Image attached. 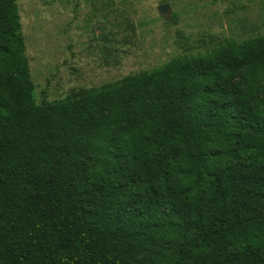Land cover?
<instances>
[{"label":"trees","instance_id":"trees-1","mask_svg":"<svg viewBox=\"0 0 264 264\" xmlns=\"http://www.w3.org/2000/svg\"><path fill=\"white\" fill-rule=\"evenodd\" d=\"M35 89L0 0V264H264V35Z\"/></svg>","mask_w":264,"mask_h":264},{"label":"rangeland","instance_id":"rangeland-1","mask_svg":"<svg viewBox=\"0 0 264 264\" xmlns=\"http://www.w3.org/2000/svg\"><path fill=\"white\" fill-rule=\"evenodd\" d=\"M17 2L37 104L264 35V0Z\"/></svg>","mask_w":264,"mask_h":264},{"label":"water","instance_id":"water-1","mask_svg":"<svg viewBox=\"0 0 264 264\" xmlns=\"http://www.w3.org/2000/svg\"><path fill=\"white\" fill-rule=\"evenodd\" d=\"M159 11L162 15L164 16H167L168 14V6L167 5H162L160 8H159Z\"/></svg>","mask_w":264,"mask_h":264}]
</instances>
